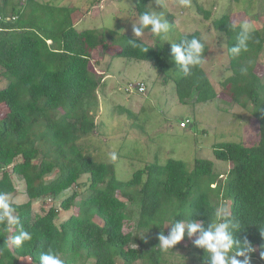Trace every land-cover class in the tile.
I'll list each match as a JSON object with an SVG mask.
<instances>
[{"label": "trees", "instance_id": "1", "mask_svg": "<svg viewBox=\"0 0 264 264\" xmlns=\"http://www.w3.org/2000/svg\"><path fill=\"white\" fill-rule=\"evenodd\" d=\"M9 1H0V16L9 18L0 23V78L7 80L0 88V107L6 109L0 115V264H19L23 258L30 264H85L90 259L94 264H188L166 261L161 245L184 223L199 237L190 252L193 263L254 264V250H264V71L261 76L254 71L264 33L245 31L228 15L212 22L228 42L231 73L220 88L234 104L254 108L258 123L254 145L212 148L215 160L230 165L229 180L222 183L213 163L197 158L191 171L182 161L168 159L119 181L113 163L97 161L83 144L97 134L98 93L108 75L107 69H91L92 54L100 47L110 54V66L119 56L166 73L161 50L137 36L123 35L118 42L112 30L76 31L82 15L73 16L71 8ZM133 1L141 19L138 30L148 31V2L158 0ZM198 11L210 18L208 11ZM178 47L179 102L191 96L194 103L217 98L202 68L208 47L200 33L184 34ZM12 176L24 186V202L6 199L17 192ZM74 186L85 189L65 193ZM226 198L231 206L220 216L219 201ZM36 202L48 208L38 213ZM61 212H68L64 220ZM126 221L134 227L125 233ZM217 224L223 242L213 246Z\"/></svg>", "mask_w": 264, "mask_h": 264}, {"label": "rangeland", "instance_id": "2", "mask_svg": "<svg viewBox=\"0 0 264 264\" xmlns=\"http://www.w3.org/2000/svg\"><path fill=\"white\" fill-rule=\"evenodd\" d=\"M20 1L26 0L9 2L15 5ZM33 1L71 8L74 11L73 16L82 15L75 25L76 31L112 30L116 33L115 39L118 42L123 35L137 36L161 50L168 63V71L158 73L145 61H129L119 56L112 59L110 66V54H105L100 47L92 54L91 69L96 73L107 69L108 75L102 79L103 85L98 93L97 134L88 136L83 144L89 146L91 156L97 161L113 163L117 180H129L133 172L144 165L157 162L160 164L168 159L182 161L186 170L191 171L197 158L211 161L214 172L222 175V183L229 180L230 165L215 160L212 148L226 143L254 145L258 140V123L253 113L254 108L248 106L244 109L234 104L220 88V83L231 73L227 54L228 42L223 33L213 29L212 22L228 15L234 25L245 31L258 30L264 33V0L150 1L148 9L151 14V28L144 32L138 30L141 19L134 12L133 0ZM11 6L9 5L10 9ZM198 8L208 11L210 18L205 20ZM86 9L88 11L85 13ZM194 31L200 33L208 47L202 68L218 96L205 103H194V96H191L184 103H180L175 91V82L181 77L178 41L184 34ZM118 49L119 45L112 48L114 53ZM254 71L258 76L264 71V50ZM135 83H143L145 92L128 94L124 91L128 84ZM6 84L7 81H4L0 88ZM184 120H188L189 124L186 128H180L179 123ZM12 177L17 192L6 199L24 202V186L15 176ZM85 181L84 176L80 182ZM75 189L81 192L85 187L74 186V189L65 193L70 194ZM56 205H59V201ZM230 206L229 198L220 200L219 215L228 213ZM46 207L42 202L34 204V210L38 213H41V208H48ZM67 215L68 212H61L59 218L64 220ZM11 218L7 220L10 221ZM133 227V222L126 221L124 232L132 231ZM198 240L199 237L190 233L185 223L182 224L178 233L162 240L166 261L195 264L190 260V252ZM222 242L223 228L221 224H217L212 245L219 246ZM263 252L264 250H254V264H264ZM19 264H30V261L23 258L19 260ZM85 264H94V261L90 259Z\"/></svg>", "mask_w": 264, "mask_h": 264}, {"label": "built area", "instance_id": "3", "mask_svg": "<svg viewBox=\"0 0 264 264\" xmlns=\"http://www.w3.org/2000/svg\"><path fill=\"white\" fill-rule=\"evenodd\" d=\"M3 20L8 21L9 18H5V19H3V18L0 16V23H1ZM124 91H125L126 93H128V94H132V93H135V92L142 94V93L145 92V85H144L143 83L128 84V85L125 87ZM188 124H189V121H188V120H184V121H181V122L179 123V127H180V128H186Z\"/></svg>", "mask_w": 264, "mask_h": 264}, {"label": "crops", "instance_id": "4", "mask_svg": "<svg viewBox=\"0 0 264 264\" xmlns=\"http://www.w3.org/2000/svg\"><path fill=\"white\" fill-rule=\"evenodd\" d=\"M4 81H5V82L7 81L4 77L0 78V84H1V85H2V83H3ZM4 86H5V85H4ZM5 110H6V109H5L3 106H1V107H0V115H2V114L5 112Z\"/></svg>", "mask_w": 264, "mask_h": 264}]
</instances>
